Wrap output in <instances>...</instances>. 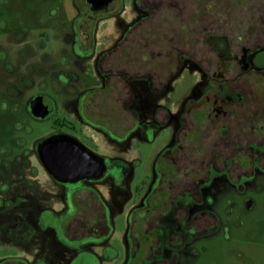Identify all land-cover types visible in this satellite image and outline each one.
Instances as JSON below:
<instances>
[{"label": "flooded vegetation", "instance_id": "flooded-vegetation-1", "mask_svg": "<svg viewBox=\"0 0 264 264\" xmlns=\"http://www.w3.org/2000/svg\"><path fill=\"white\" fill-rule=\"evenodd\" d=\"M263 51L264 0H0V264H264Z\"/></svg>", "mask_w": 264, "mask_h": 264}, {"label": "rangeland", "instance_id": "rangeland-1", "mask_svg": "<svg viewBox=\"0 0 264 264\" xmlns=\"http://www.w3.org/2000/svg\"><path fill=\"white\" fill-rule=\"evenodd\" d=\"M213 5V4H212ZM213 10V7H212ZM242 9L238 5V7L233 10V12L228 11L229 15L232 17V20L237 21L235 19H239V17L242 15L241 13ZM255 62L258 66H264V51L261 52L260 54L257 55ZM194 76L190 72H184L183 75L180 77L178 82L175 83L172 93H171V100L173 104H176L179 102V100L186 95L192 88L193 83H194ZM169 96V95H168ZM170 136V133L167 131L164 133H161L160 135L157 136V138L152 141V142H138V141H132L131 144H129V147H127V150L122 154L123 157L127 159H132L138 156V153H141L142 155L140 156L142 159V165L139 166L136 171H135V176L138 177L141 174H144L145 165L147 162L150 160L152 155L156 153L163 145L164 143L167 142L168 137ZM139 179V178H137ZM238 217H241L243 219V222L246 224L248 222H257L256 216L251 217L250 220L247 222V219L244 218L241 215H238ZM248 226L244 227H239L238 230H240V233L242 234L245 232L244 230ZM215 245V243H212ZM218 245L216 246L215 250L212 253V258H215V260L218 262V264H221V260L224 257V251L222 249L217 248ZM231 258L228 257V261Z\"/></svg>", "mask_w": 264, "mask_h": 264}, {"label": "water", "instance_id": "water-1", "mask_svg": "<svg viewBox=\"0 0 264 264\" xmlns=\"http://www.w3.org/2000/svg\"><path fill=\"white\" fill-rule=\"evenodd\" d=\"M84 152L81 146L74 147L70 164L73 168H78L82 164Z\"/></svg>", "mask_w": 264, "mask_h": 264}]
</instances>
